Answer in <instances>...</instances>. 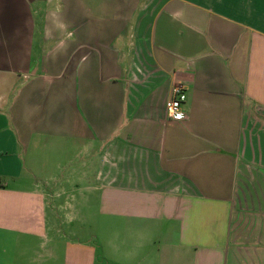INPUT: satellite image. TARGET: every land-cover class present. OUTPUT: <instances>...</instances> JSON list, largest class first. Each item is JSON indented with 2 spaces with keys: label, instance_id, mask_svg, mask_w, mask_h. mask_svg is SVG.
<instances>
[{
  "label": "crops",
  "instance_id": "0c3cea01",
  "mask_svg": "<svg viewBox=\"0 0 264 264\" xmlns=\"http://www.w3.org/2000/svg\"><path fill=\"white\" fill-rule=\"evenodd\" d=\"M93 210L114 264H264V0H0V264H111Z\"/></svg>",
  "mask_w": 264,
  "mask_h": 264
},
{
  "label": "rangeland",
  "instance_id": "374dc122",
  "mask_svg": "<svg viewBox=\"0 0 264 264\" xmlns=\"http://www.w3.org/2000/svg\"><path fill=\"white\" fill-rule=\"evenodd\" d=\"M48 156L51 157L50 155H48ZM59 175L62 176L63 171H61ZM96 217L97 216H95V211L93 210L92 215L89 218L90 220L88 222V225H89L90 233L92 236L91 237L92 243L94 244V246L98 250V263L103 262L104 257H107L108 261L111 262V264H114L115 258L112 255L111 249H108V251L105 253L104 246H105V244L107 245V243L109 241L110 242L112 241V238L115 236V229H110V231H108L107 233L101 231V229L99 228V225H98L99 221L96 219ZM112 221L113 220L109 219V225H112V224L116 225V223H114ZM122 224H125V223H121L120 226H122ZM123 226H126V225H123ZM75 227H76V230L78 232V229H79L78 224H76ZM101 233H102V235H101ZM124 234L130 235V233L126 232V231H124Z\"/></svg>",
  "mask_w": 264,
  "mask_h": 264
},
{
  "label": "built area",
  "instance_id": "2783aa9c",
  "mask_svg": "<svg viewBox=\"0 0 264 264\" xmlns=\"http://www.w3.org/2000/svg\"><path fill=\"white\" fill-rule=\"evenodd\" d=\"M187 101L186 88L183 85L173 87L171 98L166 103L167 117L172 121H183L186 119V113L183 106Z\"/></svg>",
  "mask_w": 264,
  "mask_h": 264
}]
</instances>
